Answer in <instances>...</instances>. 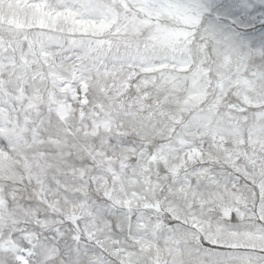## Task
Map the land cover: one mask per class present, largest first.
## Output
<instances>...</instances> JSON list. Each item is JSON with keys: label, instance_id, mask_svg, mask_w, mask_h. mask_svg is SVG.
Returning <instances> with one entry per match:
<instances>
[{"label": "snow or ice", "instance_id": "obj_1", "mask_svg": "<svg viewBox=\"0 0 264 264\" xmlns=\"http://www.w3.org/2000/svg\"><path fill=\"white\" fill-rule=\"evenodd\" d=\"M0 264H264V0H0Z\"/></svg>", "mask_w": 264, "mask_h": 264}]
</instances>
